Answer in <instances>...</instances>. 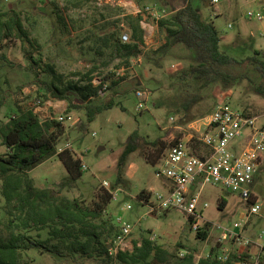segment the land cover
Listing matches in <instances>:
<instances>
[{
    "label": "rangeland",
    "instance_id": "rangeland-1",
    "mask_svg": "<svg viewBox=\"0 0 264 264\" xmlns=\"http://www.w3.org/2000/svg\"><path fill=\"white\" fill-rule=\"evenodd\" d=\"M132 1L134 9L128 11L119 7L128 14H136L137 9L145 11L146 6L159 11L165 10L167 14L171 12V8L162 4L161 0ZM193 4L201 12L203 19L214 23L219 35L223 37L221 49L224 52L241 60L252 55L256 49L264 51V21L260 23L245 15L247 10L260 7L258 1L218 0L212 3V0H193ZM0 5L22 14L26 20L25 27L35 45L31 46L24 40H14L4 48L13 65L3 64L0 68V88L4 90L6 97L5 105L0 109V119L7 120L17 103L33 105L34 109L39 105L42 108L38 112L41 119L55 118L66 113L65 100L43 99L38 96L42 90L29 68L32 63L27 58L29 52H34V56L41 59L40 64H54L56 71L63 74L66 80H76L75 74L86 71L94 63H109L106 66L100 65V77L119 70L115 69L118 59H113L109 51H104L103 57L95 54V41L113 27L119 30L120 35L128 33L130 40V30L121 20L122 15H112L110 10L105 11L94 0L87 3L80 0H0ZM142 17L144 50H155L164 44L166 32L157 27L156 19L151 14L142 13ZM35 48L38 51L35 52ZM186 50L193 54L192 50ZM161 56L159 63H156L157 56L153 59L143 56L135 58L126 73L118 75L125 78L113 89H107L110 80L106 81L101 99L109 100L113 97L119 101L118 105L102 109L89 121L83 109L76 108L68 112L75 121L62 124L65 131L60 144L69 142L81 158L85 169H82L79 179L69 187L60 188L59 184L67 173L56 155L31 169L29 176L37 187H50L59 196L77 197L86 203L93 198L95 188L102 185V181H107L109 185L105 188H110L119 174L122 184L113 190L115 194L106 206L105 215L112 217L114 222L122 215L132 225L130 237L133 241L154 234L153 240L173 255V258L192 252L194 258L198 259L207 255L209 249L218 244L217 234L213 231L205 240L197 238L187 215L177 209L148 213L149 208L138 199V193L142 189L151 194L161 190L163 180L155 175L158 162L152 165L145 160V155L157 153L150 142L157 139L171 141L178 132L189 130L190 125L222 102H228L237 109L248 108L251 115L257 116V124L264 128V97L253 92V83L260 82L261 75L252 62L236 64L233 71L242 74V79L229 87L216 83L202 90L191 89L190 94L197 93L199 97L186 112L182 103L189 96L182 90L176 73L189 65L190 54L178 45L168 48L164 56L163 53ZM34 70L40 71L39 66L34 65ZM43 77V74L40 75V79ZM137 90L146 91L148 95L137 98ZM75 102L78 100L75 99ZM139 102L143 104L142 108H138ZM133 133L136 135H132ZM130 136H133L132 141ZM129 142L137 148L120 163V156ZM5 150L0 145V153ZM256 178V193L264 202V168ZM257 187L262 189L260 193ZM201 199L208 203L202 214L212 222L225 226H231L237 219L238 212L246 206L236 192L219 185L206 184L202 188ZM221 199L225 201V206L218 208L217 204ZM128 203L131 209L126 211L124 207ZM2 205L3 199L0 196V206ZM245 230V234L253 239L261 233L258 243L264 247L263 215L251 216ZM41 236H46V230L41 231ZM251 246L252 252L260 253L264 260V248L253 243L248 248H252ZM20 261V264H98L74 256L40 252L37 248L28 249L20 256Z\"/></svg>",
    "mask_w": 264,
    "mask_h": 264
},
{
    "label": "trees",
    "instance_id": "trees-1",
    "mask_svg": "<svg viewBox=\"0 0 264 264\" xmlns=\"http://www.w3.org/2000/svg\"><path fill=\"white\" fill-rule=\"evenodd\" d=\"M80 1L87 3L92 0ZM161 2L171 8L170 13L156 20L157 27L166 32L165 42L150 51L144 50L141 13L128 14L121 7L109 4L99 6L104 7L105 11L110 10L112 15L122 14L121 20L130 30V40L122 42L119 30L113 27L97 37L95 54L103 57L104 51H109L113 59H118L115 69L127 70L132 60L139 55L152 59L157 56L156 63H159L161 54L164 56L168 48L181 46L191 58L189 65L176 73L182 90L189 96L182 103L186 112L199 97L197 93L190 94L191 89L202 90L216 83L229 87L244 77L233 71L234 65L244 61L255 64L261 81L253 83V92L264 97V51L256 49L252 55L239 60L221 49L218 30L212 21L203 19L193 0ZM25 21L19 11L0 5V68L3 64L13 65L4 52L11 41L24 40L35 46L25 27ZM186 49L192 50L194 56ZM34 50L38 51L37 48ZM27 58L32 62L29 68L42 90L38 96L43 99L65 100L66 113L76 108L83 109L89 121L102 109L119 104L113 97L109 100L101 99L99 90L109 80L107 89H113L125 76L108 72L101 76L100 84L93 83V79L100 76V65L106 66L108 62L94 63L86 71L75 74L76 80H66L63 74L56 71L54 64H40L41 59L34 56V52H29ZM34 65L39 66L40 71L34 70ZM42 74L44 77L40 79ZM3 92L0 88V109L5 105L6 97ZM242 110L251 115L248 108ZM62 124L54 117L41 119L33 105L18 103L12 113L8 114L7 120L0 119V145L6 148L4 153H0V196L3 199V205L0 206V264H20V256L30 248L88 259L98 264H115L108 255L107 241L117 234L118 226L112 217L105 215V211L113 198V190L122 184L120 175H117L110 188L97 186L93 198L86 203L77 197L59 196L50 187H37L29 176L31 169L53 155L61 161L67 173L59 184L60 188L69 187L81 176L83 163L79 155L72 148L60 152L57 150L65 131ZM181 134L182 132H178L169 142L161 139L150 142L157 153L146 154L145 160L155 165ZM132 135L135 136L136 133ZM131 137L133 136H130V141ZM136 148L132 143H127L120 156V163ZM150 196L151 193L144 189L138 193L139 200L147 201ZM217 206L223 208L225 201L219 200ZM188 220L190 223L191 218L188 217ZM43 230H46L45 237L41 236ZM195 236L205 240L208 237V224L195 230ZM217 252L218 245L211 247L207 255L198 259L194 258L192 252L173 258L155 240L142 236L140 245L134 241L132 251L119 252L117 259L120 264H237L243 256L233 252L228 259L222 261L217 259Z\"/></svg>",
    "mask_w": 264,
    "mask_h": 264
},
{
    "label": "built area",
    "instance_id": "built-area-1",
    "mask_svg": "<svg viewBox=\"0 0 264 264\" xmlns=\"http://www.w3.org/2000/svg\"><path fill=\"white\" fill-rule=\"evenodd\" d=\"M94 1L98 6L106 3L128 7L127 0ZM256 1L260 3V7L247 10L245 15L261 23L264 21V0ZM216 2L218 0H212V3ZM144 10L140 12L137 9L136 14L147 12L156 20L167 14L165 10L159 11L150 6H146ZM120 37L122 42L129 41V34L126 32ZM116 74H125V69L117 70ZM93 83L100 84V78L95 77ZM105 88L106 85L103 84L99 93L102 94ZM135 95L142 98L147 96L148 92L137 90ZM142 107L143 104L139 102L138 108ZM34 111L38 113L42 108L36 105ZM55 119L61 123L75 121L71 113L59 114ZM66 148H71L69 142L58 145L57 150L60 152ZM263 168L264 128L257 124V116L248 115L242 109L222 102L195 124L190 125L189 130L182 132L181 136L165 150L155 171V175L163 180V188L154 191L147 201H140L148 206V213L168 209L183 212L191 218L190 227L193 230L202 228L207 223L208 236L213 231L217 234V259L224 261L231 253L236 252L243 255L237 264H264L261 254H254L248 248L251 243L260 246L258 240L261 233L257 234L256 239L245 234V226L251 216L264 217V203L255 189L258 180L256 177ZM82 169H85L84 164ZM206 184L219 185L236 192L245 202L246 206L238 212L237 219L231 226L214 223L202 214L203 209L208 206V203L201 199V191ZM102 185L108 187L109 184L102 181ZM113 194L115 193L112 192ZM124 209L130 210L131 205L126 204ZM115 222L118 232L107 241L108 255L113 258L115 264H120L117 259L118 253L130 252L133 249V243L129 239L132 225L127 223L122 215ZM148 237L153 239L155 235L151 234ZM137 245H140V240ZM180 255L183 256V253Z\"/></svg>",
    "mask_w": 264,
    "mask_h": 264
},
{
    "label": "crops",
    "instance_id": "crops-1",
    "mask_svg": "<svg viewBox=\"0 0 264 264\" xmlns=\"http://www.w3.org/2000/svg\"><path fill=\"white\" fill-rule=\"evenodd\" d=\"M126 3H127V5H128V7H125V6H123L125 9H127L128 11L129 10H131V9H134L135 8V4H134V2L133 1H131V0H127L126 1ZM120 15H122V14H120ZM145 34V33H144ZM220 38H221V40L223 39V37L222 36H220ZM144 44H145V37H144ZM140 56V55H139ZM134 60V59H133ZM132 60V61H133ZM132 68V67H131ZM125 73H126V70H125ZM100 79H102V77H100V76H98ZM106 85V84H105ZM258 188V192L260 193V191H262V189H260V187H257ZM247 231L245 230V233H246ZM131 241H132V243H134V241L131 239V237L129 238ZM139 240H137V242H138ZM256 245V244H255ZM254 246V245H253ZM258 246V245H257ZM252 247V246H251ZM261 249H263L264 247L263 246H259ZM250 250H251V252H252V250H253V247L252 248H249ZM253 253V252H252Z\"/></svg>",
    "mask_w": 264,
    "mask_h": 264
}]
</instances>
